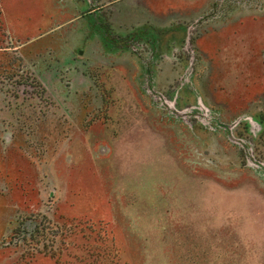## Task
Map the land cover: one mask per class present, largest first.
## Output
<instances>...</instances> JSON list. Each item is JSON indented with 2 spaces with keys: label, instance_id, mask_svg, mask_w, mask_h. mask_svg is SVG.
I'll list each match as a JSON object with an SVG mask.
<instances>
[{
  "label": "rangeland",
  "instance_id": "1",
  "mask_svg": "<svg viewBox=\"0 0 264 264\" xmlns=\"http://www.w3.org/2000/svg\"><path fill=\"white\" fill-rule=\"evenodd\" d=\"M0 264H264V0H0Z\"/></svg>",
  "mask_w": 264,
  "mask_h": 264
},
{
  "label": "trees",
  "instance_id": "2",
  "mask_svg": "<svg viewBox=\"0 0 264 264\" xmlns=\"http://www.w3.org/2000/svg\"><path fill=\"white\" fill-rule=\"evenodd\" d=\"M188 41H189V43L192 41V34H191V32L188 35Z\"/></svg>",
  "mask_w": 264,
  "mask_h": 264
},
{
  "label": "crops",
  "instance_id": "3",
  "mask_svg": "<svg viewBox=\"0 0 264 264\" xmlns=\"http://www.w3.org/2000/svg\"><path fill=\"white\" fill-rule=\"evenodd\" d=\"M210 3H211V1H209L208 5H210ZM208 5H207V6H208Z\"/></svg>",
  "mask_w": 264,
  "mask_h": 264
},
{
  "label": "water",
  "instance_id": "4",
  "mask_svg": "<svg viewBox=\"0 0 264 264\" xmlns=\"http://www.w3.org/2000/svg\"><path fill=\"white\" fill-rule=\"evenodd\" d=\"M79 52H81V51H79Z\"/></svg>",
  "mask_w": 264,
  "mask_h": 264
}]
</instances>
